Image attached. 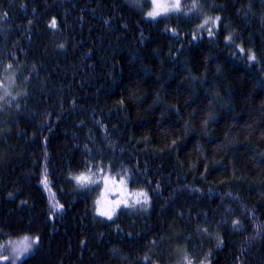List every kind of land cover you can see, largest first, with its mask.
I'll use <instances>...</instances> for the list:
<instances>
[{"label":"trees","instance_id":"1","mask_svg":"<svg viewBox=\"0 0 264 264\" xmlns=\"http://www.w3.org/2000/svg\"><path fill=\"white\" fill-rule=\"evenodd\" d=\"M182 2L0 0V264H264V0Z\"/></svg>","mask_w":264,"mask_h":264},{"label":"rangeland","instance_id":"2","mask_svg":"<svg viewBox=\"0 0 264 264\" xmlns=\"http://www.w3.org/2000/svg\"><path fill=\"white\" fill-rule=\"evenodd\" d=\"M127 2L131 3L133 6L135 7H140L142 4H149V9L146 11L145 16L147 19L150 20H155L161 17H166V16H170V15H174V14H178V11H169L168 13H162L161 15L153 18V17H149L147 15L148 12L153 10V3L152 0H126ZM161 3H167V4H171L174 3V0H160ZM182 0H180V10L181 8H183L182 5ZM198 6L196 5L195 8L192 7L190 8V10H187V13H193V16H198V10L197 9ZM200 17V16H199ZM208 18H203L202 21V25L203 27L207 26V24L205 25V20ZM209 21V20H208ZM209 26H210V21L208 22ZM203 27H199L198 30L202 31L205 28ZM207 31V30H205ZM8 75V74H7ZM7 93V94H6ZM18 91L16 89V85H15V79H14V75L12 73H10L9 76H6V78L4 79L3 82L0 83V104L4 103L7 100H15L17 97ZM86 177H89L91 180L96 181L95 183H87L84 186L87 185H98L99 189H98V202H100L98 204L97 207V211L100 213L101 210L104 211H110L111 215L113 214V212L121 209V208H125V207H131L132 204L136 206H138V203H136V193H131L130 191H128V189L124 184H121L120 181L121 179H123L122 177H111V176H107L108 177V182L105 183L103 177L104 174H97V175H87V174H83ZM81 176V175H80ZM78 177V176H76ZM75 177V178H76ZM74 178L75 183H78L77 180ZM124 180V179H123ZM79 185H82L81 183H78ZM121 200H126L127 201V206L124 203H119V205L117 206V201H121ZM141 202H143L142 197H140ZM20 241V240H19ZM181 262L183 264H186L187 261L186 260H181Z\"/></svg>","mask_w":264,"mask_h":264},{"label":"snow or ice","instance_id":"3","mask_svg":"<svg viewBox=\"0 0 264 264\" xmlns=\"http://www.w3.org/2000/svg\"><path fill=\"white\" fill-rule=\"evenodd\" d=\"M152 3H153V10L147 13V15L149 17L155 18V17L161 15L162 13H168L169 11H180V0H174V3H171V4L161 3L160 0H152ZM195 7H196V4L194 2L193 8H195ZM219 19H220L219 17H216L215 20L212 21V23L215 24L216 21H219ZM208 22H209L208 19H206L204 22L205 25L208 24ZM52 26L55 27V21H53ZM201 27H203V25H201ZM210 34H211V32H210ZM252 58L254 59V57H252ZM75 179L77 180L78 183H81L82 185H86L87 183H95L96 182V181L91 180L89 177H86L84 175L78 176ZM103 179H104L105 183L108 182L107 176L103 177ZM120 183L124 184L125 181L123 179H121ZM135 195L137 197V199L135 201L136 203H140L141 202L140 197H143V203L147 204V202H148L147 193L139 192V193H136ZM119 203H124L127 206L126 200L117 201V206L119 205ZM100 215L107 216L109 219H111V212L110 211L101 210ZM36 242H37V240H35V239L30 240V238L27 236L23 237L20 241H9V244L12 247L13 261L19 259L24 254L28 253ZM7 259H8V257L5 256L4 260H7ZM188 264H191L190 260L188 261Z\"/></svg>","mask_w":264,"mask_h":264}]
</instances>
